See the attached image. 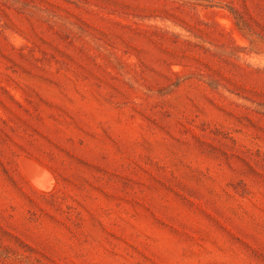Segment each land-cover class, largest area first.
Returning a JSON list of instances; mask_svg holds the SVG:
<instances>
[{
  "label": "rangeland",
  "instance_id": "1",
  "mask_svg": "<svg viewBox=\"0 0 264 264\" xmlns=\"http://www.w3.org/2000/svg\"><path fill=\"white\" fill-rule=\"evenodd\" d=\"M0 264H264V0H0Z\"/></svg>",
  "mask_w": 264,
  "mask_h": 264
}]
</instances>
